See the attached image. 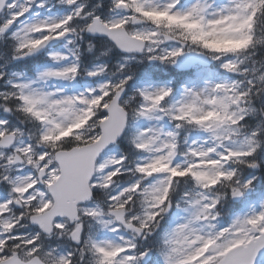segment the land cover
I'll use <instances>...</instances> for the list:
<instances>
[{"label":"snow or ice","instance_id":"snow-or-ice-1","mask_svg":"<svg viewBox=\"0 0 264 264\" xmlns=\"http://www.w3.org/2000/svg\"><path fill=\"white\" fill-rule=\"evenodd\" d=\"M0 264H264V0H0Z\"/></svg>","mask_w":264,"mask_h":264}]
</instances>
